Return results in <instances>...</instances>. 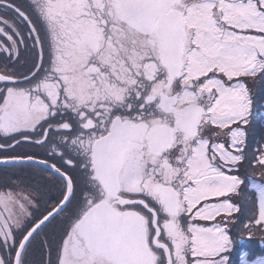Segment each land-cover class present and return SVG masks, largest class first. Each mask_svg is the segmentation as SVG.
I'll use <instances>...</instances> for the list:
<instances>
[{
    "label": "snow or ice",
    "instance_id": "obj_1",
    "mask_svg": "<svg viewBox=\"0 0 264 264\" xmlns=\"http://www.w3.org/2000/svg\"><path fill=\"white\" fill-rule=\"evenodd\" d=\"M0 54V264H264V0H0Z\"/></svg>",
    "mask_w": 264,
    "mask_h": 264
},
{
    "label": "rangeland",
    "instance_id": "obj_2",
    "mask_svg": "<svg viewBox=\"0 0 264 264\" xmlns=\"http://www.w3.org/2000/svg\"><path fill=\"white\" fill-rule=\"evenodd\" d=\"M0 141H2L1 140V138H0ZM249 206H251V205H249ZM237 216L239 217V223H243L246 219H247V215L246 214H243V215H241V214H237ZM66 220V219H65ZM63 222V220L61 219V218H58L57 219V221H55L54 223H57V222ZM65 222V221H64ZM64 222H63V224H64ZM197 223H200V224H203V225H208V224H210L211 222H206V221H196ZM50 226H53V225H50ZM49 226V227H50ZM62 224L61 223H57L56 225H55V228H54V230L55 231H58V230H60L61 228H62ZM35 245L36 246H38V247H41V245L39 244V243H35ZM235 247L233 248V251L238 247V245H234ZM245 246H247V248H255L256 249V247L257 246H260V242H259V237L257 236V238H255V239H253V240H250V241H246V243H245ZM42 248V247H41ZM38 252H40L39 250H38ZM27 258H29V257H27ZM31 260H33V259H35V258H30ZM36 260V259H35Z\"/></svg>",
    "mask_w": 264,
    "mask_h": 264
},
{
    "label": "flooded vegetation",
    "instance_id": "obj_3",
    "mask_svg": "<svg viewBox=\"0 0 264 264\" xmlns=\"http://www.w3.org/2000/svg\"><path fill=\"white\" fill-rule=\"evenodd\" d=\"M0 55H2V54H0ZM1 138V140L2 141H0V143H7L8 141H6L5 140V138H3V137H0ZM20 149H18V151H19ZM55 194L54 193H49V194H47L45 197H44V200L42 201V207H44V206H46V202H47V204H50V203H53L54 201L52 200V197L54 196ZM63 221H65V217H60ZM48 233H51L50 231H47ZM45 253H46V251H45ZM47 254V253H46ZM53 254H54V252H53ZM52 254V255H53ZM48 256V255H47ZM52 258V257H51Z\"/></svg>",
    "mask_w": 264,
    "mask_h": 264
},
{
    "label": "bare ground",
    "instance_id": "obj_4",
    "mask_svg": "<svg viewBox=\"0 0 264 264\" xmlns=\"http://www.w3.org/2000/svg\"><path fill=\"white\" fill-rule=\"evenodd\" d=\"M55 228V226H50L46 231H51ZM62 231H57V232H53V233H49V238H54L55 240H59L60 235H61ZM36 255L34 252L29 251L28 257L29 258H34Z\"/></svg>",
    "mask_w": 264,
    "mask_h": 264
},
{
    "label": "trees",
    "instance_id": "obj_5",
    "mask_svg": "<svg viewBox=\"0 0 264 264\" xmlns=\"http://www.w3.org/2000/svg\"><path fill=\"white\" fill-rule=\"evenodd\" d=\"M40 244V243H39ZM34 245V244H33ZM35 247H33V249H34ZM38 249H39V251L42 253V251H41V247H37ZM32 249V250H33ZM28 259V262H29V264H45V258H44V256L42 255V254H40V256H39V258H36V260L35 259H33V260H31L30 258H27Z\"/></svg>",
    "mask_w": 264,
    "mask_h": 264
}]
</instances>
